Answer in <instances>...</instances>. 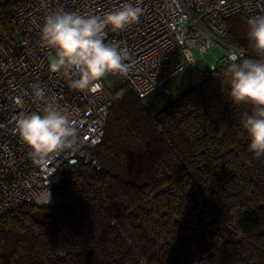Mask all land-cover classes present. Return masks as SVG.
I'll list each match as a JSON object with an SVG mask.
<instances>
[{
  "label": "trees",
  "instance_id": "obj_1",
  "mask_svg": "<svg viewBox=\"0 0 264 264\" xmlns=\"http://www.w3.org/2000/svg\"><path fill=\"white\" fill-rule=\"evenodd\" d=\"M24 0H0V31L13 35ZM224 42L260 59L245 16L226 20ZM230 64L157 112L125 84L111 93L101 168L63 166L55 204L0 216V264H264V156L242 126Z\"/></svg>",
  "mask_w": 264,
  "mask_h": 264
},
{
  "label": "built area",
  "instance_id": "obj_2",
  "mask_svg": "<svg viewBox=\"0 0 264 264\" xmlns=\"http://www.w3.org/2000/svg\"><path fill=\"white\" fill-rule=\"evenodd\" d=\"M127 3L142 9L139 22L124 31L105 29V42H117L130 56L127 76L108 75L95 91H80L72 86L77 78L73 73L49 69L55 51L41 42L44 17L58 11L103 16ZM240 13L246 21L264 14V0H24L13 15V35L0 31V216L24 205L55 204L52 181L63 166L81 163L100 170L93 151L102 142L113 104L108 77L121 78L143 100L185 67L198 63L206 68L203 59L216 43L225 55L208 71L230 64L233 50L246 57V52L224 42L226 20ZM36 86L46 99L55 97L78 129L70 148L43 162L30 155L15 131L20 113L42 114L45 104L34 98Z\"/></svg>",
  "mask_w": 264,
  "mask_h": 264
},
{
  "label": "clouds",
  "instance_id": "obj_3",
  "mask_svg": "<svg viewBox=\"0 0 264 264\" xmlns=\"http://www.w3.org/2000/svg\"><path fill=\"white\" fill-rule=\"evenodd\" d=\"M141 15L142 9L131 3L103 16L63 11L47 15L40 33L42 44L55 51L49 69L73 73L77 78L72 86L80 91L96 90L108 75L127 76L131 65L126 61L130 56L117 42H105V29L124 31L139 22ZM247 26L251 47L260 59L241 58L237 51L231 52L229 95L234 104L252 106L242 126L250 139L249 153L260 158L264 156V14L251 16ZM34 98L44 101L42 114L20 113L15 131L30 149V155L43 162L70 148L78 129L70 114L56 104L55 97L46 99L44 90L36 86ZM17 102H21L19 98ZM49 200L50 193L45 203Z\"/></svg>",
  "mask_w": 264,
  "mask_h": 264
},
{
  "label": "rangeland",
  "instance_id": "obj_4",
  "mask_svg": "<svg viewBox=\"0 0 264 264\" xmlns=\"http://www.w3.org/2000/svg\"><path fill=\"white\" fill-rule=\"evenodd\" d=\"M225 55V49L220 43L207 51L203 61L206 68H202L198 63L194 66L185 67L179 74L173 77L161 90L154 92L141 101L149 112H157L171 104L179 95L202 83L207 75L208 68L217 65ZM198 58L196 59V62ZM111 89L124 84L118 77L110 76L106 79Z\"/></svg>",
  "mask_w": 264,
  "mask_h": 264
},
{
  "label": "water",
  "instance_id": "obj_5",
  "mask_svg": "<svg viewBox=\"0 0 264 264\" xmlns=\"http://www.w3.org/2000/svg\"><path fill=\"white\" fill-rule=\"evenodd\" d=\"M201 62V61H200ZM205 66L203 65V67L202 68H204Z\"/></svg>",
  "mask_w": 264,
  "mask_h": 264
},
{
  "label": "snow or ice",
  "instance_id": "obj_6",
  "mask_svg": "<svg viewBox=\"0 0 264 264\" xmlns=\"http://www.w3.org/2000/svg\"><path fill=\"white\" fill-rule=\"evenodd\" d=\"M93 91H95V89H93Z\"/></svg>",
  "mask_w": 264,
  "mask_h": 264
}]
</instances>
